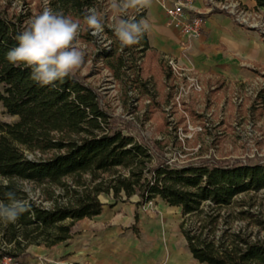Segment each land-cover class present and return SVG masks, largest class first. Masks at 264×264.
Returning <instances> with one entry per match:
<instances>
[{
  "label": "trees",
  "instance_id": "trees-1",
  "mask_svg": "<svg viewBox=\"0 0 264 264\" xmlns=\"http://www.w3.org/2000/svg\"><path fill=\"white\" fill-rule=\"evenodd\" d=\"M264 8V0H253ZM105 0H45L20 13L0 6V105L15 116L0 119V201L14 191L28 200L16 223L0 222V260L19 262L31 256L29 245L46 248L66 242L76 220L100 213L99 193L113 197L136 194L137 203L158 197L178 206V230L191 256L206 264H264V206L256 192L264 188V163L169 159L159 139L145 138L137 127L111 115L98 101L94 87L77 75L41 86L24 65L7 60L17 36L46 8L81 26L95 11L112 41L100 48L104 64L119 85L146 93L137 60L156 51L145 35L131 47H121L107 24ZM210 12H219L218 9ZM135 14L137 20L142 11ZM255 99L264 103V86ZM26 151L32 153L28 157ZM36 190V197L21 186ZM54 188H58L56 191ZM47 201V204L43 202Z\"/></svg>",
  "mask_w": 264,
  "mask_h": 264
},
{
  "label": "rangeland",
  "instance_id": "rangeland-1",
  "mask_svg": "<svg viewBox=\"0 0 264 264\" xmlns=\"http://www.w3.org/2000/svg\"><path fill=\"white\" fill-rule=\"evenodd\" d=\"M35 1L0 0V6L7 5L8 11L22 13L29 8L33 12ZM105 1L108 4L103 10H107L108 20H112L107 24L110 27L114 12L111 0ZM241 3L243 9L249 12L244 20L237 18L234 12L215 5L210 4V9H218L235 25L255 32L263 41L264 8H254L244 1ZM202 5L207 6L206 0H202ZM87 31L88 37H78L85 58L76 75L94 87L100 105L111 115L136 126L145 138L159 139L164 144V155L169 159L199 161L203 158H222L230 162L264 163V103L259 105L255 99L258 89L264 86V65L244 59L239 61L243 76L215 77L208 71L185 64L174 54L165 53L190 69L176 77L164 64L163 53L157 51L153 57L144 56L140 62V76L149 79V90L137 93L128 89L125 93L104 64L100 53L101 47L109 49L112 46L108 34L103 31L100 35H93L90 29L87 28ZM191 74L197 77L200 88H190L175 98L176 85L188 83L187 75ZM0 119L11 121L15 116L5 113L0 105ZM26 154L32 156L29 151ZM24 186L29 187L27 183ZM28 192L32 198L36 197V190L28 188ZM255 194L256 200L264 206V188ZM98 198L104 209L96 222L84 217L74 226L77 225L80 230H96V234L109 233V255H117L114 254L118 253L116 248L122 246L130 251L144 252L155 244L156 232H150L149 221L164 225L163 229L173 235L174 243L186 249L177 227L180 219L178 206L168 205L158 197L137 203L136 194L116 198L110 193H99ZM119 240L124 241L125 245H119ZM30 254L19 262L3 258L0 264H28V257H33ZM42 261L43 264L49 262L43 258Z\"/></svg>",
  "mask_w": 264,
  "mask_h": 264
},
{
  "label": "crops",
  "instance_id": "crops-1",
  "mask_svg": "<svg viewBox=\"0 0 264 264\" xmlns=\"http://www.w3.org/2000/svg\"><path fill=\"white\" fill-rule=\"evenodd\" d=\"M241 1L254 5L253 0ZM171 2L152 0L151 7L142 10L139 20L144 19L150 25L145 34L150 48L163 54H174L185 64L208 71L215 77L243 76L239 61L244 59L264 65V41L255 32L235 25L227 15L210 12L202 5V0H191L183 10L202 11L204 22L198 35L182 34L176 20L167 18L164 13V6ZM101 213L90 216V219L96 222ZM148 226L150 232H156V243L144 252L130 251L122 246L116 248L118 253L114 254L117 255H109V233L96 234V230H80L76 225L77 231L66 242L50 248L29 245L27 250L33 257H28V264H43L42 258L49 261L46 264H206L195 260L186 246L184 249L176 245L173 235L163 229L164 225L149 221ZM118 243L125 245L124 241Z\"/></svg>",
  "mask_w": 264,
  "mask_h": 264
},
{
  "label": "clouds",
  "instance_id": "clouds-1",
  "mask_svg": "<svg viewBox=\"0 0 264 264\" xmlns=\"http://www.w3.org/2000/svg\"><path fill=\"white\" fill-rule=\"evenodd\" d=\"M152 0H111L114 12L110 25L121 47L137 44L149 30V23L135 14L150 8ZM87 28L93 35L104 31V24L95 11L85 17ZM81 26L78 22L59 12L45 9L36 15L17 36V45L7 53V60L14 66L31 70V78L41 86L54 84L66 77H74L84 63L85 51L78 42ZM27 193L28 187L21 186ZM8 203L0 201V222L16 223L27 211L28 200H19L14 191L6 193Z\"/></svg>",
  "mask_w": 264,
  "mask_h": 264
},
{
  "label": "built area",
  "instance_id": "built-area-1",
  "mask_svg": "<svg viewBox=\"0 0 264 264\" xmlns=\"http://www.w3.org/2000/svg\"><path fill=\"white\" fill-rule=\"evenodd\" d=\"M206 2V7H208L209 11L211 10L210 6L215 5L229 12H234L236 17L242 20H244L246 13L248 12L243 9L240 0H206ZM190 3L191 0H172L170 4L164 6L163 10L167 18L176 20L177 24L180 26L179 30L182 32V34L196 36L199 34L202 28L204 22V13L200 10H196L194 12H188L183 10L184 6L190 5ZM161 57L166 67L170 70L171 74L176 77L184 75L185 73L190 71L188 67L181 65L179 61H177L174 57L168 54H161ZM141 59L137 60L139 65ZM187 79L188 83L182 84V82H180L176 85L177 94L175 95V98H178V94H180L181 92H186L190 88L193 90H197L200 88L198 79L197 77L193 76V74L187 75ZM197 128L199 129L200 126H197Z\"/></svg>",
  "mask_w": 264,
  "mask_h": 264
}]
</instances>
